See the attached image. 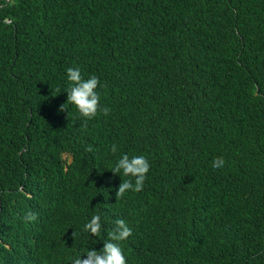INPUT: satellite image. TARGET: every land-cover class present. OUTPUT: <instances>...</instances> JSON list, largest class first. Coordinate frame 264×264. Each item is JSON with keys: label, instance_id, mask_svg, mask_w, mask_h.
Returning a JSON list of instances; mask_svg holds the SVG:
<instances>
[{"label": "trees", "instance_id": "obj_1", "mask_svg": "<svg viewBox=\"0 0 264 264\" xmlns=\"http://www.w3.org/2000/svg\"><path fill=\"white\" fill-rule=\"evenodd\" d=\"M72 65L107 116L66 103ZM121 152L151 167L116 198ZM118 218L127 264H264V0H0V264H70Z\"/></svg>", "mask_w": 264, "mask_h": 264}, {"label": "clouds", "instance_id": "obj_2", "mask_svg": "<svg viewBox=\"0 0 264 264\" xmlns=\"http://www.w3.org/2000/svg\"><path fill=\"white\" fill-rule=\"evenodd\" d=\"M100 85L96 75L90 74L85 77L78 65L68 66L65 69V86L63 91L67 93L66 103L75 107L76 111L85 120H90L102 113L108 115L109 109L101 106ZM60 105V110L66 109L65 105ZM87 151L92 147L88 146ZM110 152L116 153L118 145L113 143ZM225 159L222 156L213 158L211 167L222 169ZM150 161L143 154H133L121 152L119 157L111 165V172L121 177V182L116 189V198L123 196L127 192H140L143 187L147 174L150 170ZM26 219H35L33 213H28ZM115 227L108 232V239L102 243V247L97 250L94 246H89L80 250L70 259V264H127L126 254L120 242L130 236L132 229L123 219L114 221ZM80 229L93 237L99 235L103 230L102 217L98 212L91 214L81 224ZM75 234V230L72 235Z\"/></svg>", "mask_w": 264, "mask_h": 264}]
</instances>
